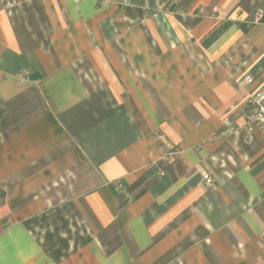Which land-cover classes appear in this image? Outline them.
<instances>
[{"label":"crops","instance_id":"obj_1","mask_svg":"<svg viewBox=\"0 0 264 264\" xmlns=\"http://www.w3.org/2000/svg\"><path fill=\"white\" fill-rule=\"evenodd\" d=\"M262 91L264 0H0V264H264Z\"/></svg>","mask_w":264,"mask_h":264},{"label":"built area","instance_id":"obj_2","mask_svg":"<svg viewBox=\"0 0 264 264\" xmlns=\"http://www.w3.org/2000/svg\"><path fill=\"white\" fill-rule=\"evenodd\" d=\"M246 84H251L253 78L248 76L245 79ZM251 105L253 106L254 112L251 117V123L262 125L264 123V91L256 93L252 98ZM204 180L208 186H213V179L210 175H205Z\"/></svg>","mask_w":264,"mask_h":264}]
</instances>
